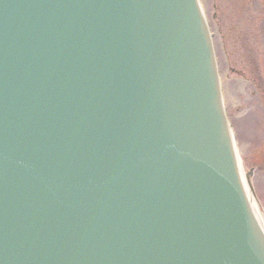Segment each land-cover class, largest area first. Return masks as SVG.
I'll list each match as a JSON object with an SVG mask.
<instances>
[{
    "label": "water",
    "instance_id": "95a60500",
    "mask_svg": "<svg viewBox=\"0 0 264 264\" xmlns=\"http://www.w3.org/2000/svg\"><path fill=\"white\" fill-rule=\"evenodd\" d=\"M210 34L197 0H0V264H264Z\"/></svg>",
    "mask_w": 264,
    "mask_h": 264
},
{
    "label": "rangeland",
    "instance_id": "374dc122",
    "mask_svg": "<svg viewBox=\"0 0 264 264\" xmlns=\"http://www.w3.org/2000/svg\"><path fill=\"white\" fill-rule=\"evenodd\" d=\"M239 167L264 217V0H199Z\"/></svg>",
    "mask_w": 264,
    "mask_h": 264
},
{
    "label": "bare ground",
    "instance_id": "6f19581e",
    "mask_svg": "<svg viewBox=\"0 0 264 264\" xmlns=\"http://www.w3.org/2000/svg\"><path fill=\"white\" fill-rule=\"evenodd\" d=\"M233 145H234V143H233ZM234 147H235V145H234ZM236 152V151H235ZM236 157H237V155H236ZM237 164H239V161H238V157H237ZM239 166V165H238ZM239 173H240V177H241V179H242V182H243V184H244V187L246 188V185H245V179H244V174H243V172H242V170L239 168ZM248 196H247V198H248V200H249V204H250V207L252 208V211H253V213H254V216H255V218L257 219V221L259 222V224H260V227H261V229H263V232H264V217L261 215V213L259 212V210H258V208H257V206L255 205V201L253 200V198H251V196H250V193H248L247 194Z\"/></svg>",
    "mask_w": 264,
    "mask_h": 264
}]
</instances>
